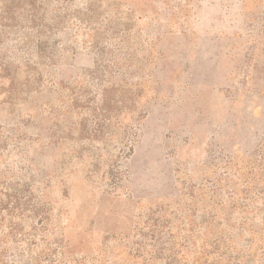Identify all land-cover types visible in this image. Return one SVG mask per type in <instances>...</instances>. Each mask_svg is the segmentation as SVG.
<instances>
[{"label":"rangeland","instance_id":"1","mask_svg":"<svg viewBox=\"0 0 264 264\" xmlns=\"http://www.w3.org/2000/svg\"><path fill=\"white\" fill-rule=\"evenodd\" d=\"M0 264H264V0H0Z\"/></svg>","mask_w":264,"mask_h":264}]
</instances>
